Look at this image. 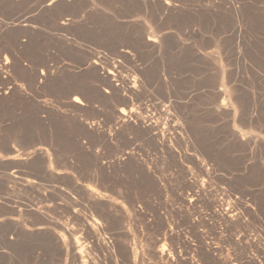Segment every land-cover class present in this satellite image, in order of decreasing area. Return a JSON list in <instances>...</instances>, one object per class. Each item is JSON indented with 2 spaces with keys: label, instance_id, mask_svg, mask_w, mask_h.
Instances as JSON below:
<instances>
[{
  "label": "rangeland",
  "instance_id": "rangeland-1",
  "mask_svg": "<svg viewBox=\"0 0 264 264\" xmlns=\"http://www.w3.org/2000/svg\"><path fill=\"white\" fill-rule=\"evenodd\" d=\"M48 1L0 0V264H264V0Z\"/></svg>",
  "mask_w": 264,
  "mask_h": 264
},
{
  "label": "bare ground",
  "instance_id": "bare-ground-1",
  "mask_svg": "<svg viewBox=\"0 0 264 264\" xmlns=\"http://www.w3.org/2000/svg\"><path fill=\"white\" fill-rule=\"evenodd\" d=\"M48 1V0H47ZM49 2V1H48ZM57 2V0H52V1H50L49 3H48V7H50V6H53L55 3ZM58 2H60V1H58ZM172 2V1H171ZM169 0L168 1H166L165 2V4L163 5V9H164V12H168L169 10H170V7H172V3H171ZM61 3V2H60ZM55 5H57V3L55 4ZM161 7H162V5H161ZM54 9V8H53ZM150 9V8H149ZM161 9V8H160ZM172 9H174V8H172ZM172 9L170 10L171 12H172ZM51 10V9H50ZM233 10V9H232ZM169 11V12H170ZM174 11V10H173ZM170 12V13H171ZM238 12V11H237ZM162 15V14H161ZM67 21V20H66ZM63 24H66V22L64 21V23ZM156 35V34H155ZM149 40L150 41H153V42H157L158 41V39H156V38H149ZM160 42V41H159ZM151 44V43H150ZM7 62V61H6ZM6 62H4V63H6ZM7 64V63H6ZM0 66H1V64H0ZM5 67V66H4ZM90 67H93V68H95V70L97 71V69H98V67H99V63H97V62H94V63H92L91 64V66ZM92 68V69H93ZM113 69V68H112ZM115 69V68H114ZM94 70V69H93ZM99 71V70H98ZM116 71V70H115ZM48 73V72H47ZM50 73V72H49ZM118 73V72H117ZM97 74V73H96ZM100 74V73H99ZM104 74V73H103ZM113 74H115L114 73V70H107L106 72H105V75H100V78L102 79V80H106L107 81V79L109 80L110 78H112V76H114ZM45 76V75H44ZM41 77V76H40ZM100 79V80H101ZM122 79V78H121ZM138 80H140V79H138ZM138 80H126L127 82L125 83L126 84V87H127V90H126V92L128 91L130 94H131V96H138V94H139V90H138V87H139V85H140V82L138 81ZM51 81V80H50ZM109 81H111V80H109ZM125 81H123V83H124ZM109 83V82H108ZM138 83H139V85H138ZM118 85H120V84H118ZM117 84H114V83H111V85H110V89H112V90H114V91H119L118 89L119 88H121L120 86H118ZM142 85V84H141ZM125 87V88H126ZM109 88V87H108ZM121 91V90H120ZM82 92V91H81ZM127 92V93H128ZM8 93V92H7ZM129 94V95H130ZM87 96V95H86ZM127 96V95H126ZM240 96V95H239ZM81 97H83V96H81ZM88 97V96H87ZM125 98V97H124ZM127 99H130V98H126V100ZM134 99H135V97H134ZM237 99V98H236ZM239 99V98H238ZM136 100V99H135ZM241 100V99H240ZM74 101L76 102V103H82L77 97L74 99ZM85 101V100H84ZM143 106V105H142ZM145 109V108H144ZM140 110H143V107L142 108H140ZM146 110V109H145ZM145 110H143L144 112H145ZM144 113H142V112H135L134 110H130V111H128V112H126V111H121L120 112V119H121V121H120V124H121V129H123V128H132V129H135V130H138V131H140V132H142V133H144L145 135H147L148 137H150V139L153 141V143L156 145V147H159V148H161V149H163V151L165 150V151H173L172 150V145H171V142H170V139H169V137H168V134H166L165 132H161L160 130H159V127L157 126V122L156 123H154L153 121H152V119H150L148 116H145V115H143ZM161 129V128H160ZM181 129V128H180ZM120 130V129H119ZM129 131V130H128ZM132 131V130H131ZM54 135V134H53ZM173 137V136H172ZM177 137V136H176ZM171 138V137H170ZM173 140V139H172ZM152 141H150V142H152ZM173 142V141H172ZM48 145V144H47ZM40 149H41V147H40ZM42 151V150H41ZM12 152V151H11ZM38 152V151H37ZM58 152V151H57ZM41 153V152H40ZM170 153V152H169ZM32 154H34V152L32 153ZM42 155H43V153H41ZM124 156H123V158H121V162H120V160H119V162L118 163H121L122 165H124L123 167H125V168H127L125 165L127 164V163H131V164H134V166H136L137 168H139L140 170L139 171H141V172H146L147 171V167L141 162V161H139L137 158H135L134 157V154H132L131 152H127V153H124L123 154ZM36 156V155H35ZM38 156V155H37ZM33 157V156H32ZM40 157V156H39ZM42 159V158H41ZM34 160V159H33ZM147 160V159H146ZM116 161V160H115ZM145 163V162H144ZM147 163V162H146ZM203 164V163H202ZM116 165V164H115ZM114 165V166H115ZM130 165V164H129ZM204 165V164H203ZM207 165V164H206ZM62 166V165H61ZM128 166V165H127ZM101 167V166H100ZM119 167H120V165H119ZM102 168V167H101ZM104 168V167H103ZM103 168H102V170H103ZM112 168V167H111ZM148 168H149V166H148ZM150 173V172H149ZM14 174V173H13ZM93 174H95V173H93ZM99 174V173H98ZM144 174H147V172L146 173H144ZM94 176V175H93ZM92 176V177H93ZM147 176H148V174H147ZM152 176V175H151ZM150 176V177H151ZM24 177V176H23ZM91 177V178H92ZM99 177H101V174H100V176ZM104 177V176H103ZM149 177V176H148ZM9 178V177H8ZM12 178V177H11ZM15 178V177H14ZM102 178V177H101ZM100 178V179H101ZM152 178V177H151ZM26 180V179H25ZM25 180H24V183H25ZM27 180H29V179H27ZM31 180V179H30ZM96 180V179H95ZM95 180H93V181H95ZM105 180V179H104ZM116 180V179H115ZM21 181V180H20ZM124 181V180H123ZM30 182V181H29ZM34 182V181H33ZM102 182V181H101ZM100 182V183H101ZM93 183H96V182H93ZM106 183V182H105ZM189 183V182H188ZM194 183H196V182H194ZM21 184V183H20ZM32 184V183H31ZM98 184H99V182H98ZM193 184V183H192ZM202 184V183H201ZM23 185V184H22ZM92 185H94V184H92ZM100 185H102V184H100ZM204 185H206V183L204 184ZM29 186V185H28ZM120 186H122V185H120ZM193 186V185H192ZM198 186V185H197ZM207 186V185H206ZM206 186H202V185H200V187L202 188V187H204L203 189H199V190H204L205 189V187ZM104 187V186H103ZM102 187V188H103ZM127 187V186H126ZM199 187V186H198ZM211 187V186H210ZM215 187V186H214ZM90 188V187H89ZM102 188H101V190H102ZM159 189V188H158ZM195 189H197L196 187H195ZM89 190V189H88ZM87 190V191H88ZM97 190H99V189H97ZM198 190V189H197ZM198 190V191H199ZM206 190V189H205ZM105 191V190H104ZM103 191V192H104ZM198 191H193V193L192 194H194V192H196L194 195H192V198H194V199H196L197 197H200V195L197 193ZM200 191V193H203L204 191H202L201 192ZM226 191V190H225ZM92 192V191H91ZM94 192V191H93ZM92 192V193H93ZM207 192V191H206ZM227 193V192H226ZM215 194V193H214ZM88 195V194H87ZM96 195V194H95ZM99 195V194H98ZM118 195V194H117ZM120 195H122V193L120 194ZM191 195V194H190ZM203 195H206V194H202V197H203ZM128 196V195H127ZM127 196H126V198H127ZM98 197H100V195L98 196ZM97 197V198H98ZM107 197V196H106ZM105 197V198H106ZM122 196H120V197H118V198H121ZM129 197V196H128ZM56 198V197H55ZM96 198V197H95ZM95 198H92V199H95ZM125 198V197H124ZM191 198V197H190ZM100 199V198H99ZM110 199H112V198H110ZM188 199V198H187ZM212 199H214V198H212ZM231 199V198H230ZM240 199V198H239ZM186 200V199H185ZM234 200V199H233ZM99 201V200H98ZM187 201V200H186ZM191 201H192V199H191ZM194 201H196V200H194ZM193 201V202H194ZM220 201V200H219ZM219 201H217V199H214V201H210L211 202V206L214 208L213 209V214L215 215V217H217L218 219L220 218V219H222V220H224L225 222L224 223H226L227 225H232V224H234V223H236V221H239L238 219H240V218H238V212L236 213L235 212V209H233V207L232 206H228L227 208H224V206L222 205V204H219L218 202ZM225 201V200H224ZM236 201V200H235ZM238 201V200H237ZM95 202V201H94ZM115 202V201H114ZM119 202H120V200H119ZM204 202V201H203ZM213 202V203H212ZM73 203V202H72ZM100 203V202H99ZM101 203H103V202H101ZM107 203V202H106ZM106 203H104V204H106ZM121 203V202H120ZM196 203H197V201H196ZM196 203H195V205H196ZM75 204V203H74ZM117 204V203H116ZM187 204H188V202H187ZM192 205H193V203H191ZM229 204V203H228ZM113 205H115V204H113ZM236 205V204H235ZM110 206V205H109ZM112 206V205H111ZM132 206V205H131ZM133 206H134V204H133ZM194 206V205H193ZM99 207L101 208V206L99 205ZM104 207V206H103ZM119 207V206H118ZM135 207H136V205H135ZM190 207V206H189ZM106 208V207H105ZM115 208V207H114ZM131 208V207H130ZM102 209V208H101ZM113 209V208H112ZM116 209V208H115ZM238 209V208H237ZM103 210H105L104 208H103ZM102 210V211H103ZM240 210V209H239ZM104 212V211H103ZM102 212V213H103ZM135 212V211H134ZM137 212V211H136ZM139 212V211H138ZM137 212V213H138ZM248 212V211H247ZM250 212V211H249ZM76 213V212H75ZM110 215H111V213L110 212H108ZM251 213V212H250ZM213 214H211V215H213ZM252 215V214H251ZM114 216V215H113ZM110 217V216H109ZM199 217V216H198ZM212 217V216H211ZM214 217V216H213ZM239 217H240V215H239ZM76 218H78V217H76ZM82 219V218H81ZM88 218H84V228H85V231H86V233H88L89 234V236H90V234L92 235V236H94L96 239L95 240H97V243L99 242V245L101 244V245H103V244H106L107 242H103L104 240H100V238L101 237H99L100 236V234L98 235V231H97V229L100 227V226H102L101 224H99V222H97V224H98V226L96 225V220H95V224H93L92 222H91V220H90V222H89V220H87ZM192 219V218H191ZM205 220V219H204ZM82 221V222H83ZM126 221V220H125ZM221 221V220H220ZM94 222V221H93ZM191 222V221H190ZM101 223V222H100ZM95 225H96V227H98V228H96L95 227ZM104 226V225H103ZM195 226V225H194ZM226 227V226H225ZM40 228V227H39ZM63 228H64V226H63ZM63 228H61L62 229V231H64L63 230ZM229 228V227H228ZM232 228V227H231ZM65 229V228H64ZM100 229H102V227L100 228ZM105 229V228H104ZM263 229V228H262ZM70 230V229H69ZM170 230H172V229H170ZM264 230V229H263ZM72 232V231H71ZM99 232H100V230H99ZM67 233V232H66ZM261 233V232H260ZM88 234H87V236H88ZM173 234V233H172ZM63 235V234H62ZM74 235V234H73ZM176 235V234H175ZM63 236H65V235H63ZM71 236V235H70ZM88 236V237H89ZM99 238H98V237ZM91 237V236H90ZM89 237V238H90ZM93 237V238H94ZM92 237H91V239H93ZM90 239V240H91ZM105 239V238H104ZM71 240V239H70ZM72 241V240H71ZM106 241V240H105ZM95 242V241H94ZM110 242V241H109ZM204 241H202V243H203ZM71 243V242H70ZM114 243V242H113ZM92 244V243H91ZM95 244V243H94ZM94 244L93 245H91V246H94ZM109 244V243H108ZM117 244V243H116ZM190 244V243H189ZM70 245V244H69ZM71 245H72V251L73 252H75L76 251V253H78L79 254V256L81 255V257L80 258H82L83 256H84V258H82V260H86V257H85V255H84V252H83V250H80V247L82 248H85L83 245L82 246H80L79 247V243H78V241L76 240V241H74V239H73V241H72V243H71ZM86 245V244H85ZM127 245V244H126ZM200 245V244H199ZM90 246V247H91ZM107 246H109V245H107ZM119 246V245H118ZM89 247V246H88ZM113 247V246H112ZM121 247V246H120ZM124 247H126L125 245H124ZM202 247L204 248V250H205V252H206V254L209 256V257H211V258H213V259H216V256H217V254H218V252L220 251H218L217 249H216V247H210L209 245H207V246H204V244L202 245ZM82 248V249H83ZM87 248V247H86ZM91 249V248H90ZM127 250H129V249H127ZM133 250V249H132ZM174 250V249H173ZM125 252H126V250H124ZM131 252V251H130ZM133 252V251H132ZM160 252V251H159ZM162 252V251H161ZM86 253V252H85ZM87 253H90V251H88ZM174 253V252H173ZM90 254H92V253H90ZM175 254V253H174ZM176 254H178V253H176ZM74 255V254H73ZM128 255V254H127ZM162 255L163 256H165V254H164V252H162ZM219 255H221V254H219ZM78 256V255H77ZM76 256V257H77ZM78 256V257H79ZM88 256H89V254H88ZM87 256V257H88ZM161 256V255H160ZM162 256V257H163ZM178 256V255H177ZM181 256V255H180ZM183 256V255H182ZM171 257V256H170ZM176 257V256H175ZM174 257V258H175ZM89 258V257H88ZM179 257H177V259H178ZM171 259H173V258H171ZM176 259V258H175ZM176 259V260H177ZM181 259H182V257H181ZM220 259H221V257H220ZM250 259H251V257H250ZM81 260V261H82ZM94 260V259H93ZM136 260V259H135ZM156 260V259H155ZM179 260V259H178ZM218 260V263L219 262H221V261H223V260H221V261H219V259H217ZM76 261V260H75ZM88 261H90V259L88 260ZM168 261H170V260H168ZM183 261V260H182ZM191 261V260H190ZM208 261V260H207ZM90 262H92V261H90ZM174 262V261H173ZM224 262V264H225V261H223ZM86 263H87V261H86ZM188 263V262H187ZM222 263V262H221ZM220 263V264H221ZM228 263H230V262H228ZM238 263V262H237ZM83 264H85V263H83ZM93 264H95V263H93ZM189 264H193L192 262H190ZM232 264H234V263H232Z\"/></svg>",
  "mask_w": 264,
  "mask_h": 264
}]
</instances>
